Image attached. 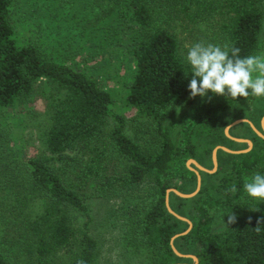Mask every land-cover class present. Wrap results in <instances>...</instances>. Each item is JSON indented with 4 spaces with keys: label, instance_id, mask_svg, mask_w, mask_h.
Instances as JSON below:
<instances>
[{
    "label": "trees",
    "instance_id": "obj_1",
    "mask_svg": "<svg viewBox=\"0 0 264 264\" xmlns=\"http://www.w3.org/2000/svg\"><path fill=\"white\" fill-rule=\"evenodd\" d=\"M16 1L0 0V112L20 107L37 129L40 149L0 169V227L7 234L4 243L14 249L12 260L0 247V264H76L79 259L96 264L93 199L119 206L121 246L136 264H194L170 247L187 224L166 209L171 188L166 178L182 152L194 157L199 137L225 142L222 113L256 96H221L210 103L179 147L168 128L173 110L200 98H189L191 67L180 35L190 32V25L207 33L212 22L209 43L238 47L241 57L258 54L264 50V0L111 1L99 19L108 18L114 45L125 47L132 58L125 98L133 112L129 117L114 110L93 74L46 59L28 40L17 39ZM34 103L43 110H25ZM10 132L0 127L2 143ZM224 155L234 158L229 170L209 187L205 201H198L191 231L174 246L196 257L197 264H264V224L260 233L254 230L264 216V200L243 189L246 177L264 174L263 156ZM214 207L230 209L237 222L214 232L209 216ZM184 240L196 252H182Z\"/></svg>",
    "mask_w": 264,
    "mask_h": 264
},
{
    "label": "rangeland",
    "instance_id": "obj_2",
    "mask_svg": "<svg viewBox=\"0 0 264 264\" xmlns=\"http://www.w3.org/2000/svg\"><path fill=\"white\" fill-rule=\"evenodd\" d=\"M111 1L113 0H17L12 11L15 18L16 37L20 42L28 40L30 44L39 48L46 59L93 74V77L98 79L108 91L114 110L129 117L133 112L125 105V98L127 95L126 86L134 71L132 58L125 47L114 45L112 36L114 29L111 22H108V18L105 16L104 18L107 19H99L102 12L111 6ZM211 24L212 22L207 24V33L202 27L190 25V32L180 35L183 55L187 54L188 48L192 44L209 41ZM261 40L264 41V23ZM261 53H264V50L258 54ZM220 97L208 93L206 97L198 98L191 106L174 108L168 128L179 147L185 145L188 134L206 107L210 103H217ZM24 107L27 111L43 110L39 103ZM24 114L25 112L20 107L16 110L10 109L0 112V127L11 130L10 135L3 143L0 140V169L2 166L10 164L11 160L23 156L33 157L39 152L40 143L37 138V129L27 120V117L24 118ZM263 117L264 97H256L252 101L237 103L232 109L224 111L220 116L221 131L224 132L225 128L236 120H248L263 135V138H260L245 123L232 127L229 130V135L251 141L252 147L249 152H256L262 155L264 159V133L261 129ZM29 120L31 119L29 118ZM217 146L233 151L248 148L247 144L237 143L228 138L222 144L217 145L212 138L203 141V137H199L194 157L182 152V159L175 163L174 169L166 178V182L171 186L170 189H176L182 194L194 192L196 180L193 179L192 175H195L193 172L195 167L190 160L212 171L211 152ZM205 151L206 153L201 155ZM221 152L223 151L217 152L216 171L204 175L199 173L201 187L197 195L191 199H181L175 194L176 197L169 195L170 209L191 223L194 207L198 201L203 199L205 201L209 187L219 182L234 160V158L224 155L226 152ZM263 159L261 160L262 164H264ZM89 205L93 219L92 235L98 243L96 264H136L133 257L126 254L121 246L120 238L124 220L121 219V212L117 203L113 200L93 199ZM230 213L231 210L224 207L209 209L214 232L221 231L227 226L224 219L226 222L227 214ZM187 228L188 224L182 232ZM6 235L0 227V247L8 259L12 258L13 260L14 255L11 252L14 249L3 241V237L5 239ZM179 247L186 254H193L197 250L190 240L180 241Z\"/></svg>",
    "mask_w": 264,
    "mask_h": 264
},
{
    "label": "clouds",
    "instance_id": "obj_3",
    "mask_svg": "<svg viewBox=\"0 0 264 264\" xmlns=\"http://www.w3.org/2000/svg\"><path fill=\"white\" fill-rule=\"evenodd\" d=\"M186 61L191 67L189 98H204L209 92L233 100L247 98L250 94L264 97V53L241 57L238 47L200 41L188 48ZM243 189L248 196L264 200V174L254 173L246 177ZM235 190L233 186L232 191ZM237 219L235 214L230 213L224 223L229 226ZM251 219L248 218L249 223ZM261 224H264V216L257 218L254 228L257 233L261 232ZM76 264L86 262L79 259Z\"/></svg>",
    "mask_w": 264,
    "mask_h": 264
},
{
    "label": "water",
    "instance_id": "obj_4",
    "mask_svg": "<svg viewBox=\"0 0 264 264\" xmlns=\"http://www.w3.org/2000/svg\"><path fill=\"white\" fill-rule=\"evenodd\" d=\"M242 123H245V124H248L251 129L254 131V133H256L260 138H263V135L258 131L256 130V128L252 125L251 122H249L248 120L246 119H240V120H236L234 121L233 123H231L230 125H228L225 130H224V135L230 139L231 141H234V142H237V143H244V144H247L248 145V148L245 149V150H241V151H233V150H229L225 147H222V146H217L215 147L212 152H211V160H212V164H213V169L212 171H209L205 168H203L201 165H199L197 162L193 161V160H190L191 163L193 164V166L195 167V169H193V172L195 173V176H196V189L194 190V192H192L191 194H182L181 192H179L178 190L176 189H168L166 190V195H165V206H166V209L167 211L172 215L174 216L175 218H177L178 220H181L183 222H186L188 224V228L180 233V234H177L175 236H173L170 240V247L172 249V251L174 252V254L178 257H181V258H191L193 261H194V264H197V259L196 257L194 256H191V255H182L180 254L177 249L175 248L174 246V240L178 237H181V236H185L187 235L191 229H192V223L187 220L186 218H183L179 215H177L175 212H173L170 207H169V203H168V198H169V194L170 193H173L175 194L177 197L181 198V199H191L193 198L195 195H197L200 191V187H201V176H200V172H204V173H213L214 171H216L217 169V152L219 150L223 151V152H226L228 154H232V155H241V154H246L250 151L251 147H252V143L251 141L247 140V139H238V138H234V137H231L229 135V130L236 126V125H239V124H242ZM261 129L264 133V117L261 119Z\"/></svg>",
    "mask_w": 264,
    "mask_h": 264
}]
</instances>
